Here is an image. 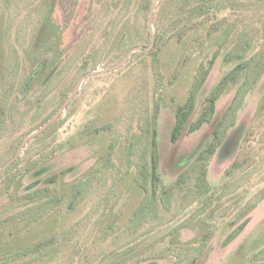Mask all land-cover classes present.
Segmentation results:
<instances>
[{"label":"rangeland","instance_id":"1","mask_svg":"<svg viewBox=\"0 0 264 264\" xmlns=\"http://www.w3.org/2000/svg\"><path fill=\"white\" fill-rule=\"evenodd\" d=\"M108 1L0 0V168L15 155L21 141L59 109L83 74L116 65L132 47L149 46L147 13L138 12L137 2L116 18L127 28L128 38H120L119 33H111L115 22H111L112 10L104 7ZM216 3L221 7L220 56L205 80L204 96L239 63L238 56L247 65L254 64L249 55L243 57L254 42L264 70V3ZM180 6L179 0H158L152 19L155 37ZM241 33L246 35L242 44ZM186 36L181 44L172 38L158 53L135 52L119 69L85 80L54 126L25 146L14 167L0 173V188L9 184L7 192L0 190L2 204L17 187L23 191L52 173L73 169L55 185L65 193L60 207L43 223L32 225L30 232L2 246L0 264H186L205 250V264H264V72L254 73L241 88L240 79L216 104L218 111L224 110L234 91L240 90L225 127L228 132L241 127L242 137L235 152H219L206 162L207 185L215 197L225 182L230 186L235 181L233 186L239 187L208 209L204 205L195 211L198 204L182 209L200 193L194 184L202 165L193 163L183 191H174L155 209H142L137 221L133 216L144 193L130 175L142 183L143 141L152 108L159 109L162 167L170 151L173 110L187 99L199 64L211 58L205 47L200 50L201 40L191 30ZM229 53L235 60L226 62ZM40 66L45 71L25 91L26 79ZM206 129L184 137L178 153L190 154L202 140L203 146ZM234 161L242 162L241 169L233 180L224 178ZM161 174L166 184L176 176L162 168ZM74 190L79 191L77 203L69 209ZM257 201L242 215L246 204ZM0 212V218L5 216ZM232 221L236 224L230 227ZM7 224L6 230L21 232L11 222H0V229ZM233 231L238 232L227 242ZM51 238L54 242L40 251L22 253Z\"/></svg>","mask_w":264,"mask_h":264},{"label":"trees","instance_id":"2","mask_svg":"<svg viewBox=\"0 0 264 264\" xmlns=\"http://www.w3.org/2000/svg\"><path fill=\"white\" fill-rule=\"evenodd\" d=\"M134 1H136L138 4V12H141L143 15L147 13L145 27L148 30L147 18L151 7L150 0H109L108 3H104V7L106 8V10L111 9L114 16L111 22L114 21L115 23H111L113 24L111 33H119L118 36L120 38H128L126 33L127 28L125 27V25L122 26L121 24H118L119 21L116 18L118 16L121 17ZM179 1L181 2L180 9L174 10L173 17L167 23L164 31L161 30V32H155L157 33L155 37V44L152 50H150L149 52L155 51L156 53H158L161 49L160 46H163L172 38H175L176 42L179 44L183 43L182 39L184 37L186 38L187 33L189 32V30H191V33L194 34V38H199V40H201V42L199 43L200 50L205 51L206 49L207 56L209 55L210 57L211 55V58L208 59L206 63L199 64L194 73V76L192 77L193 81L189 88L187 99L184 103L178 105L173 110L174 123L170 135V151L168 156L164 160L162 167L158 154L157 141V121L159 109H154V107L152 108L147 124L149 130L146 136L144 134L145 139L143 141L145 143L144 154L146 155V158L145 163L140 166V169L142 170V183H140L139 181H133L134 174L130 175L131 181L144 193V197L139 204V208L133 214L136 221L142 209H155L159 206L157 204H162L164 199L170 200V196L174 191L180 192L184 190V182L188 180L186 176L188 175V171L190 170L193 163L201 162L202 165V169L197 178V183L194 184V190L200 191V193L195 194L192 200L182 205V209L188 207L190 208L192 204H198V207L194 208L195 211L203 208L204 205H206L208 209L210 206H212L213 201H218L226 196H229L235 189L239 187L233 186L236 184H233L235 181H233L230 186H228L229 183L225 182L223 183L224 185L222 184L220 186V189H227L228 192L222 194V191L220 190V192H217L215 197L214 192H210V189L207 185L206 162L219 152H221L222 154H231L235 152V150L239 147V141L242 137L241 127L233 128L230 132H228L229 128L226 129L225 127V121L232 109V106L236 102L240 90L236 89L237 91H234V97L231 99L230 103L224 110L218 111L216 108V104L219 98L225 92H227L231 85H236L237 82L242 79V83L238 86L239 88H241L244 83L248 82V79H251V76H253L254 73L257 75V71H259V75H262V73L264 72V70L260 69L262 68V66L260 65L261 59L259 56H256V54L258 53L256 51V49H258V44L257 42H254L252 48L250 46L243 55L244 58L249 55L250 61H253L254 64L247 65L246 61H242V56H238L236 59L239 60V63L234 66L232 70L221 77L220 80L214 85V87L208 92V94L204 96L203 87L205 80L208 76V73L214 66L216 59L220 56V51L217 43L219 35L217 36V34H219L221 30L218 20V15L221 11V7L216 3V0ZM235 1L241 2L242 5L250 3L251 1H261L262 3H264V0ZM166 11L167 10L165 8V12ZM161 12L162 8L160 9V11H158V14H160ZM221 20L223 21L225 20V18H221ZM158 29L159 28H157V30ZM158 33L162 34L159 35ZM240 35L241 36L239 38L241 39H239L238 42L242 44L246 35L245 33H241ZM203 47H205V49H203ZM252 56H255V59H252ZM232 60L234 61L235 58L232 57L230 53L227 54V56L224 58V61L226 62ZM52 64H54V62H51L50 65ZM46 67L47 65L45 66V69ZM82 68H84V66H82ZM45 69L44 66H40L26 79V82L24 83L25 91L33 83V81L40 74H42L43 71H45ZM4 90L7 91V89ZM262 100H264V97L262 98ZM7 103H9V98L6 99V104ZM260 106L261 105H259V107ZM51 116H49L48 118H50ZM54 124L51 125L45 132H47L52 126H54ZM203 127H207L206 132L203 135L204 145L193 160L186 162L185 159L189 154L182 155L178 153L180 143L184 137L198 131ZM1 131L2 127L0 122V134ZM250 158L252 159V157H248V161L251 160ZM16 163L17 161L12 164V166L7 169L6 172L14 167ZM241 163L242 162L239 161H234L233 163H231L229 168L224 173V178L229 179L230 177H232L237 170L241 169ZM33 166L34 165L28 167L27 170L31 169ZM161 168L172 174H176L175 179L170 183H164L162 179ZM72 170V168L60 170L59 172L48 175L42 181L30 184L23 191H19V187H17L12 193H8L7 200L4 203L0 204V211H3V214H5V216L0 218V222H11V225L14 224L16 227H21V232H15L12 231V229L6 230L8 224L7 226H5V228L0 229V248L2 246H6L10 239L17 240L24 233L30 232L32 225L43 223L51 213H53L57 208L60 207L62 201L64 200L65 193L63 192L64 190L61 192L60 189L56 188L57 186L55 185L58 184L59 180L62 176H64L65 172H71ZM137 170H139V166L136 167V171ZM8 189V183H5V185L0 188V190L4 192H7ZM159 189L161 191L160 195H158ZM74 191L75 193L72 194L68 199L67 208L69 209H71L72 206L76 205L77 203L79 191ZM186 194L187 192L185 193L184 198ZM199 197H202L203 199L198 200ZM258 203L259 202L257 201L256 203L249 202L248 204H246L244 209L241 211L242 215L248 212L247 208L249 209L251 206H256ZM235 224L236 222L232 221L229 223V226L233 227ZM237 232L238 231H233V233L228 236L227 242H230L236 236ZM54 236L55 235H53V237ZM53 240L54 238H51L35 243L33 246L28 247V250L26 252L24 251L22 253L25 254L28 252H38L48 245H51L54 242ZM207 257L208 251H201L199 257L192 259L186 264H205Z\"/></svg>","mask_w":264,"mask_h":264},{"label":"water","instance_id":"3","mask_svg":"<svg viewBox=\"0 0 264 264\" xmlns=\"http://www.w3.org/2000/svg\"><path fill=\"white\" fill-rule=\"evenodd\" d=\"M158 4V0H153L149 13H148V18H147V27L149 30V34H150V44L148 47H132L130 48L126 55L124 56V58L117 63L116 65H113L109 68L103 69V70H99V71H90L88 73L83 74L76 83V86L74 88V90L72 91V93L65 99V101L62 103V105L59 107V109L54 113L53 116H51L43 125H41L38 129H36L34 132H32L31 134H29L26 138H24L21 143L19 144L17 151L15 153V155L4 165L0 168V173L4 172L6 169H8L10 166H12V164H14L18 158L20 157L23 149L25 148V146L32 141L33 139H35L36 137H38L39 135H41L42 133H44L51 125H53L60 117L61 115L65 112L66 108L68 107V105L70 104V102L72 101V99L75 97V95L78 93V91L80 90V87L82 85V83L91 78V77H95L98 75H103L106 73H110L113 72L117 69H119L120 67H122L130 58V56L135 53V52H139V51H150L152 50V48L154 47L155 44V36H154V32H153V28H152V19H153V14L155 12V9L157 7ZM203 144V140L200 141V143H198V145L195 147V149L186 157V162H189L191 160H193L195 158V156L198 154V152L200 151L201 147Z\"/></svg>","mask_w":264,"mask_h":264}]
</instances>
